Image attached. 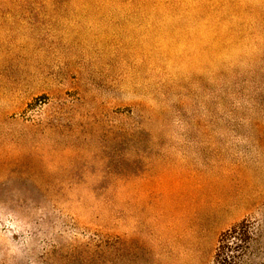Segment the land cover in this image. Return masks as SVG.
<instances>
[{
	"label": "rangeland",
	"instance_id": "rangeland-1",
	"mask_svg": "<svg viewBox=\"0 0 264 264\" xmlns=\"http://www.w3.org/2000/svg\"><path fill=\"white\" fill-rule=\"evenodd\" d=\"M264 264V0H0V264Z\"/></svg>",
	"mask_w": 264,
	"mask_h": 264
},
{
	"label": "trees",
	"instance_id": "trees-1",
	"mask_svg": "<svg viewBox=\"0 0 264 264\" xmlns=\"http://www.w3.org/2000/svg\"><path fill=\"white\" fill-rule=\"evenodd\" d=\"M233 261V257H229V259L226 258H218L219 264H231Z\"/></svg>",
	"mask_w": 264,
	"mask_h": 264
}]
</instances>
